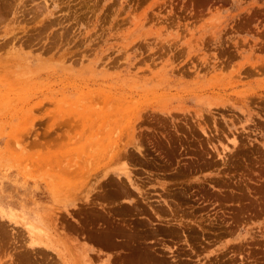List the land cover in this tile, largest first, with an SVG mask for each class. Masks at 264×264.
Segmentation results:
<instances>
[{
    "label": "rangeland",
    "instance_id": "obj_1",
    "mask_svg": "<svg viewBox=\"0 0 264 264\" xmlns=\"http://www.w3.org/2000/svg\"><path fill=\"white\" fill-rule=\"evenodd\" d=\"M0 264H264V0H0Z\"/></svg>",
    "mask_w": 264,
    "mask_h": 264
}]
</instances>
